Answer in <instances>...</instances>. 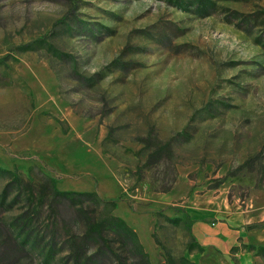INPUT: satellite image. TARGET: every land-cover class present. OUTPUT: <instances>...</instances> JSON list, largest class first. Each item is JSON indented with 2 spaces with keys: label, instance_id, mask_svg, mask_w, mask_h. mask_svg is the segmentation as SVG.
Segmentation results:
<instances>
[{
  "label": "rangeland",
  "instance_id": "1",
  "mask_svg": "<svg viewBox=\"0 0 264 264\" xmlns=\"http://www.w3.org/2000/svg\"><path fill=\"white\" fill-rule=\"evenodd\" d=\"M211 1L202 14L172 0H0V193L21 179L0 204L13 228L0 264H71L82 209L99 212L67 200L48 225L42 204L44 240L29 250L12 222L42 173L114 199L151 264H264V0ZM157 143L169 146L150 159ZM193 219L243 237L228 252L200 246ZM105 236L104 264L134 262L119 234Z\"/></svg>",
  "mask_w": 264,
  "mask_h": 264
},
{
  "label": "trees",
  "instance_id": "2",
  "mask_svg": "<svg viewBox=\"0 0 264 264\" xmlns=\"http://www.w3.org/2000/svg\"><path fill=\"white\" fill-rule=\"evenodd\" d=\"M172 2L179 7L185 8L193 4L194 8L202 14H208L210 12L208 11L210 8L209 6L214 4L211 0H172ZM168 146V143H157V146L150 153V159L157 158L159 156V152L167 149ZM0 172H8V169L0 167ZM14 178L15 179L7 181L6 185H4L0 193V204L7 198L9 192L8 190H10L9 185L11 183L13 184L14 181L21 180L17 176ZM26 180L28 181L29 179ZM17 188V191L14 193L8 204H12V202L16 200L18 195L24 189V187ZM27 189L28 192L33 195V198L37 203L34 199L31 200L32 205L27 206L21 212L17 213L13 218L14 221L12 223L14 229L17 227L19 231H25L26 236L24 237L23 242L29 235H31V239L25 243L29 250L33 249L36 243L38 244V242L44 240L43 237L45 235L40 233L39 229L34 228L35 218L41 213L42 204H45L51 213L50 216L54 219V221H50L48 225H56L57 223L55 219L60 217L67 200L73 202L74 204H82L84 198H92L91 204L95 205L96 208L94 210H99V212L94 211L93 215H89V213L87 215L86 211L81 208L85 214L84 230L79 235H73L71 244L67 247V251L65 249V255L71 264H104V255L110 252L105 235L110 231L119 234L122 239H124V244L132 247V250L134 251V262H132V264H151L148 254L143 249L135 230L124 219L113 213L112 210L115 207L114 199L102 198L96 191L59 189L55 184L54 178L46 173H42L39 182L30 185L29 187L27 186ZM184 216L187 219L190 218L189 213L184 212ZM254 226H256V224L247 225L249 228ZM187 228L191 231L190 220L188 221ZM12 230L13 228L10 224H8V226L7 224H3L2 219L0 218V255L4 251V245L2 244L6 242L4 240L6 239L5 236L7 234V238L8 236H11L10 232H12ZM191 237H193V234H191ZM90 241L96 242L94 247L89 244ZM56 245V242L53 241V237H48L44 241L42 248L39 249V254L42 255V259L46 261L49 257H52V255L56 252ZM199 245L202 246L200 243ZM16 247V242L12 241L11 249L7 247V250L12 251V249ZM253 247L255 248V246ZM231 248L236 249L237 245H233ZM261 249L264 251V246H261ZM116 258L118 259V264H125L124 260L126 255L123 256L122 253L117 254Z\"/></svg>",
  "mask_w": 264,
  "mask_h": 264
},
{
  "label": "crops",
  "instance_id": "3",
  "mask_svg": "<svg viewBox=\"0 0 264 264\" xmlns=\"http://www.w3.org/2000/svg\"><path fill=\"white\" fill-rule=\"evenodd\" d=\"M215 226L221 229L217 235L211 232L210 227L205 221L193 219L191 230L201 245H213L222 252H228L233 245L238 244V237H243V230L234 229L222 223Z\"/></svg>",
  "mask_w": 264,
  "mask_h": 264
}]
</instances>
